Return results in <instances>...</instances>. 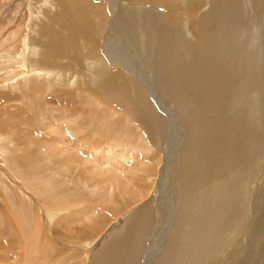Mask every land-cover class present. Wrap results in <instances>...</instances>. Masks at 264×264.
I'll list each match as a JSON object with an SVG mask.
<instances>
[{
	"label": "rangeland",
	"instance_id": "1",
	"mask_svg": "<svg viewBox=\"0 0 264 264\" xmlns=\"http://www.w3.org/2000/svg\"><path fill=\"white\" fill-rule=\"evenodd\" d=\"M47 1L48 0H0V80L2 77H8L11 74L14 77V79L13 77H10L9 80L0 81V264H41L43 262L44 264H88V260L94 258L97 254H100L105 248L107 242L112 239L113 236L119 235V232L124 230L126 223L131 217V211L146 203L148 205L150 204L148 207L150 209L147 211L150 212V210H153V212H155V205L160 204L156 202V198H158V196L160 197V195L165 199V202L168 203L166 204L167 206L164 203L166 209L163 206L164 213L166 212L167 215L165 214V216L161 218L163 222H160L157 226L158 229L163 228L160 229L162 235L159 233L160 231L157 230L156 235L160 237H151L150 228L153 229L154 227L148 226V223L145 220L147 225L143 231L147 229V232L145 231L144 237L148 232L150 233L147 235L148 238L143 241L142 258L138 264L146 263L145 260L147 259V254L149 253L151 246H157L158 251H160L156 252L154 250L152 257L149 260L150 264L155 257L154 255L159 257L158 259H155L153 264H204L205 259L210 258L211 255H213L212 253H214L213 256L216 258L217 255L215 252L218 251V242H221L223 226L217 222L219 221L218 210H213L212 208L217 205L221 206L223 202L227 203V200H231L232 195L229 192L231 189L229 180L214 183L206 188V190H209L214 194L212 195V201L210 199L206 201L205 199L203 200V198L198 201L199 198L195 197L191 192L189 193V189L184 193L174 192L175 198L179 199L176 200V204H181L180 209H182L183 206L184 208L186 207L185 210L179 209L180 216L183 217H179L176 224V220L174 221L175 211L170 202L171 195H173L172 187L168 184L169 182L167 184L165 182V175H167L165 172L167 171L166 168H168V174L173 177V186H175L176 183L174 182V176L179 175V173H181V168H183V163L180 162L182 159V157H180L182 156L180 154L181 151L177 153L178 150L175 149L176 147L173 143L176 137L179 139L178 133L181 131V127L176 123L178 121L176 118L177 115L167 107L170 109V116L166 115L169 120L165 123L169 131L168 136L163 143V139L160 140V135H156L157 139L155 144L152 145L153 143L148 141L149 139H147L145 131H143L140 125L135 122L134 118L130 116L131 112H133L131 114H142L140 110H144L147 107L144 99L148 101L147 105H151L152 107L154 99L151 95L148 94V96H146L147 94L142 93L141 90L140 94H136L139 91L135 92V90L126 91L125 95L132 98L134 101L133 103L136 102L137 104H134L136 105L134 107L126 108L120 104L121 102L116 98V94L111 93L103 96L102 93L98 91V83L96 79L97 73L95 74L94 67L91 68V71L88 74H85L86 68L84 69V66H82V68H79L74 64L69 66V64H64V60H62L60 62L63 66L59 67L58 70L46 72V70L49 69H41L43 67L38 64L40 56L38 57L36 53H32V50L38 52L39 48L41 51V44H35V42L31 41V37L35 29V14L39 9H42V12H44V9L46 10L45 5ZM104 1L105 0H94L93 3L97 4ZM192 1L193 0L180 1L179 7L183 10L180 20L184 21V24L180 20L175 23L176 28L179 29L182 36L190 42H194L193 40L195 38L189 27V21L191 18L188 16L187 9L185 8H188ZM205 2L206 6L204 5L202 8L198 9V12L194 15L195 24L200 17H208L209 15L211 1L207 0ZM244 2L243 8L244 15H246L245 18L247 17V24L245 28L241 29L239 35H237V46L243 49V55L246 59L245 68L248 72L242 82L240 93L242 99L240 102L242 103L239 104V107L242 106L243 103H248L252 106L251 111L253 113L251 112L249 114L250 122H252L255 115L259 119H264V79H262L264 74L263 25L257 24L259 21L255 16L254 10L250 7L249 0H244ZM104 3H106V1ZM247 3L248 5H246ZM147 6L149 5H142V3H135V5L124 4V7H129V9H149L155 12L157 18H160H158L160 21L167 16V8L165 9L162 6L150 8V6ZM47 14L50 15L51 12L48 11ZM127 17H130V19L132 18L130 15ZM56 26L59 28L56 24L55 30L57 28ZM58 28L57 30H59ZM134 33V38H137V40L135 39L136 42L132 37L130 40L133 49L128 45L129 48H122L126 52V54H123L122 56L123 60L127 59L126 62L128 65H131L134 62V65H129V68L127 69L128 72L132 75L134 73V76L137 75L135 78H138V80H145L146 73L148 74V69L144 66V63H142L145 61L143 60L145 57L142 54V59V55L136 51L137 46L142 39L140 32L139 34H136L137 32L135 30ZM76 43L79 46L78 51L81 52V48L84 49L81 44L82 42L77 39ZM67 45L70 44L67 43L66 46ZM14 46H16V48ZM32 47L34 49H32ZM62 47L64 46H61V48ZM36 49H38V51H36ZM122 49L120 48V50L116 52V55L121 59L122 56L120 53H123L124 51H122ZM126 49H130V51H127ZM127 52L128 55L130 56L131 54L130 57H132V60L129 63L128 61L130 57H128ZM7 57L8 60L5 59ZM16 58L20 59L26 68L29 64V72L27 74L22 73V75L20 74L18 77L14 76L17 74V71L14 73L11 69H15V64L12 62L17 60ZM139 58H141V60ZM25 59L26 61H24ZM134 59L140 61L135 60L136 64ZM34 60L36 61L35 65L33 64L35 62ZM8 62H10V64ZM26 62L27 64H25ZM141 63L143 66L140 65ZM32 64L34 66H32ZM135 64L136 66L138 65V69ZM132 66H134L133 69H131ZM63 67H66L67 69ZM143 67L145 71L139 69H143ZM135 69L137 70L135 71ZM7 71H9V73ZM57 71L59 74L61 72L65 73V77L60 81L53 78L54 73ZM46 73H48L47 76L45 75ZM70 75H75L78 78H81L79 80L83 81L85 84L82 83V86L78 85L77 77L73 78V80L76 79L75 81L71 80L67 83L68 78H71ZM140 77L141 79H139ZM20 78L24 82H22ZM16 81L19 82V85ZM146 81L152 83L150 79H147ZM84 86L86 88L89 87V89L85 90L86 88ZM141 99L143 100V104L141 103ZM140 103L145 107L144 109L140 108L142 106ZM241 109L243 111L244 106H242ZM130 110L131 112L129 113ZM153 111L156 112L154 107ZM111 133L116 135V139L107 138ZM127 135H130V137ZM119 136L120 139L122 137L126 138V140H124L126 141L125 143L127 144L128 140L130 145L124 144L123 140H121V142H123L121 144H124V146L120 145L118 139ZM80 137H83L84 139H81ZM49 141H52V143L57 141L59 143L60 147H53V150L56 151V153H59L57 150L67 149L66 151H72L81 163H75L76 165L73 163L72 165V161H70L72 158L62 160V158L57 157V155H52L48 148L43 146V143L47 144ZM157 141L159 142L157 143ZM12 143H14V145ZM17 143L21 144L17 145ZM33 143L40 149L38 150ZM101 143L104 145H101ZM91 144L101 145L102 150L97 149L95 154L90 152L94 149ZM10 145L13 146L11 147ZM119 145L122 146V148H120ZM89 147L92 148L89 149L90 151L88 150ZM116 147L119 148V151L121 152L117 151L118 149ZM122 149H125L126 151L124 150L123 152ZM127 150H129L128 154H132L133 156V158L128 159V161L124 157H121L124 154H127ZM131 150L133 152H130ZM16 151L19 152L17 153ZM100 151L101 153H104V151L107 152L103 155ZM109 151L114 156H112ZM20 152L22 154H20ZM83 153L85 154L82 155ZM100 154L102 155L101 158ZM49 155L50 158L48 157ZM85 155L87 157H83ZM29 156H32L33 160L27 161L30 159ZM109 158L112 159L109 160ZM134 159L135 162L133 161ZM178 159L179 163L177 162ZM67 162L70 163L67 164ZM170 166L174 168H171ZM107 169H110L111 171L109 170L108 172ZM173 169H175V171ZM118 170L121 171L119 172ZM258 170L255 181L259 186H253V196L251 195L249 198L251 200L250 202L255 204L253 213L255 212L256 217L253 213H250L253 217L248 218L247 211L243 209L242 220L244 222V228H246L244 229L245 232L239 236L237 246H235L233 242H230V245L235 247L233 253L236 257H234L233 253L231 256L227 257V252H224V257L218 255L215 259L217 260L215 264H231L233 261H235V263L233 262L232 264H238L239 261H241L239 264H264V241L260 253L257 250V253H254L255 242L261 240L259 238L264 236V222L261 223L264 221V180H262L264 179V162H262V165ZM92 171L94 175L90 174ZM105 171H107L108 174H104ZM252 171L255 170L252 169L247 176L250 181L255 173ZM95 172L96 174L100 172V175H96ZM102 175L106 176H103V178ZM236 175L237 173H232L230 178H235ZM111 176L112 178H110ZM100 178L103 179L101 180ZM116 178L119 179V182L118 179L114 180ZM92 179L93 181H91ZM249 180L248 183L250 182ZM109 182H111L110 186ZM99 183L102 184L99 185ZM194 184H192V187H194V190H198V185L195 184L196 187ZM107 185L110 188H108ZM119 185L120 187H118ZM160 188H164V192L163 189L160 190ZM99 189L103 190L98 191ZM160 191L165 194H160ZM156 192L157 194H155ZM169 196L170 198L168 201ZM184 200L187 201V205ZM81 202L83 204H81ZM106 209H109L108 212L110 211L111 214H106L108 217L105 219L103 217L105 212H107ZM182 211L185 212L184 215ZM168 216L169 218L166 224V218ZM100 219L105 220V222L101 223L102 225L100 224L98 231H94L98 234H94L93 232L89 237L87 235L86 238L84 233L82 236L81 233L86 231L87 226L91 227L94 222V225H99ZM75 221L80 223L77 224ZM68 223L73 225V227L75 226V228L73 229ZM73 223H76V225ZM174 223L176 224L175 228L167 233L165 229L167 228V225H170V228H172ZM249 223H251V225ZM258 223L261 225L259 226ZM89 224H91V226ZM246 224L248 225V228L246 227ZM214 226L215 228H213ZM69 227H71V229H69ZM259 229H261V231ZM67 230H69L70 233H68L69 231ZM73 230L75 233H73ZM220 230L222 231V233L220 232L221 236L219 235ZM258 233H260V235H258ZM163 234L165 235V238L163 237ZM144 237L142 240L146 238ZM247 237L252 241L255 240L252 242ZM41 240L43 242L46 241L48 245L47 246L45 243L47 249H43L42 252L41 246H37L41 245ZM81 240L83 242H81ZM153 240L155 241L154 243ZM35 241L40 243L36 245ZM223 244L228 243L224 242ZM211 246H213L214 249L211 248L210 250L209 247ZM37 248L41 249L38 251ZM33 249L37 250L34 251ZM213 256L211 257L212 259H214ZM232 258L235 259L233 260ZM201 259L203 262L200 261ZM261 260H263V262ZM224 261L225 263H223Z\"/></svg>",
	"mask_w": 264,
	"mask_h": 264
},
{
	"label": "bare ground",
	"instance_id": "2",
	"mask_svg": "<svg viewBox=\"0 0 264 264\" xmlns=\"http://www.w3.org/2000/svg\"><path fill=\"white\" fill-rule=\"evenodd\" d=\"M105 1L106 3H104ZM105 1L94 4L93 3L94 0H48L46 5L44 4L46 7V10L44 9V12L45 11L46 12L44 13L42 12V9H39V11L37 10L38 12L35 14V29L33 31L31 41L35 42V44L36 43L41 44V51L39 48L40 52L38 51V49H36V51H38L39 53L35 52L34 50H32V53H36L38 57L40 56L38 64H40L43 67L41 68L43 70L49 69V70H46V72H49L52 70H58L59 67L63 66L60 62L62 60H64V64L66 65L69 64V66L73 64L79 68H82V66H84V69L86 68L85 74H88L91 71V68L94 67L95 74L97 73L96 79L98 83V88H97L98 91L101 92L103 96L109 95L111 93L116 94V98L121 102L120 104H122L126 108H131L137 105L136 102L133 103L134 101L132 100V98L125 95L126 91L127 92L132 91V90H135V92L139 91L136 94H140L142 91V93L147 94L146 96H148V94L151 95V97L154 99L152 103L153 105L152 107L151 105H147L148 101L144 99L146 106H147L145 108L142 105L143 100L141 99L142 104L141 103L140 104L142 106L140 108H143V109L145 108L144 110H140L142 114H131L133 113L131 112V110L129 111V113L131 112L130 116H132L135 122H137L140 125V127L143 129V131H145V133L147 134V139H149L148 141L153 143L152 145L155 144V141L157 139L156 135L157 136L158 134L160 135L161 137L160 140L163 139V143L166 137L168 136L169 131L165 123L167 120H169L167 116H170V109L177 115L176 118L178 119V121L176 123L179 124V126L181 127V131H179L178 133L179 139L178 137H176L173 143H174V146L176 147L175 149L178 150L177 153L181 151L180 154L182 156L180 155L179 156L182 157L180 162L183 163L182 165L183 168H181L180 170L181 173H179V175L174 176V182L176 183L175 186H173V177L170 174H168V168H166L167 170L166 172L164 171L165 173H167V175H165V182L166 184L169 182L168 184L172 187L173 195H171L170 202L175 211L174 221L176 220V224H177L179 217L181 218L183 217V216H180V210L182 209L185 210L186 208V207L184 208L183 206L182 209H180L181 204L180 203L176 204L177 203L176 200H179V199L175 198L174 192L184 193L187 189H189L190 190L189 193L191 192L195 197L199 198L198 201H200L202 198L203 200L205 199L206 201L208 199L212 201V195L214 194L211 193L209 190H206V188L211 186L214 183L221 182L224 180H229L230 186H231V189L229 192L232 195L231 200L230 201L227 200L226 201L227 203L223 202L221 206L217 205L216 207L212 208L213 210H218L219 214L218 213L217 214L219 216V221L217 222H219L223 226L222 236L220 235V232L222 233V231L221 230L219 231V235L221 236V242L220 241L218 242V247H217L218 251L215 250L218 253L215 251L213 252L216 253L217 257L218 255H222L224 257L223 253L227 252L226 256L229 257L232 255L235 249L233 245H230V242H233V244L237 246V243H238L237 240L239 236H241L245 232L244 229H246L244 228V222L242 220L243 209L247 211L248 218L253 217V215L256 217L255 212L253 213L255 209L254 208L255 204L250 202L251 200L249 198L251 197V195L253 196V186L258 185L256 184L255 178L257 177L256 175L258 174L257 171H259L258 170L259 167L262 165V162H264V119H259L255 115L252 122H250L249 114L252 112L251 111L252 106L248 103H243L242 104V106H244L243 111L241 109L242 106H240L241 108L239 107V104L242 103L240 102L242 100L241 95H240L241 88H242L241 87L242 82L248 72L247 69L245 68L246 59H245V56L243 55V49L237 46V35H239L241 29L245 28L247 24V21H246L247 17L245 18L246 15H244V8H243L245 2L244 0H210L211 1L210 12H209L208 17L207 16L200 17V19L195 24L194 15H196V13L198 12V9L202 8L206 4L205 1L207 0H193L189 6L187 5L188 8H185L187 9L188 16L191 18L189 21L190 23L189 27L191 28V33H193V37L195 38L193 40L194 42H190L189 40H187L186 38L182 36L179 29H177L175 26V23H177L178 20H180L182 16L183 10H181L179 7V3L181 0H105ZM135 3H142V5H149L150 8L155 7V6H158V7L162 6L165 9L167 8V16H165L163 20L160 21L159 20L160 18L159 17H158L159 19L157 18V15L155 14V12L149 9L148 10L140 9V8L129 9L130 6L126 8L124 7V4L135 5ZM249 3L251 5L250 7H252V9L254 10L255 16L258 18L259 22L258 23L256 22V23L258 25H263L262 34H263V41H264V0H249ZM246 5H248V3ZM47 10L51 12L50 15L47 14L48 12ZM129 15L132 16L131 19L130 17H127ZM126 19H128L129 21ZM180 21L184 24V21L182 20ZM54 24L55 25L57 24L59 26V28L56 26L59 30H57V28L55 30ZM194 24H195V27H194ZM134 29L137 32L136 34H139L140 32L141 39H142L139 42L140 47L139 45L137 46L136 44L137 46L136 51H138L141 55L143 54L145 57V59H143V55H142V59L146 61V62L143 61L142 63H144V66L148 69L147 70L148 74L146 73L145 80L144 79L138 80V78L137 79L135 78V76L137 75L134 76V73L132 75L131 73L128 72L127 69L129 68L130 64L128 65L126 62L127 59L123 60V56H122L123 54L124 55L126 54L124 50L125 48H127L128 46L132 48L131 47L132 44L130 43L131 37L134 41L135 39L137 40V38H134L135 37ZM77 39L82 42L81 44L84 47V49L80 47L81 52L78 51L79 46L76 43ZM67 43L70 45L66 46ZM61 46H64V47L61 48ZM14 47L16 48V46ZM33 47L32 49L35 48ZM120 48L121 49L124 48L122 49V51L124 50L123 53L120 51L121 52L120 55L122 56V59L118 55H116V52H118ZM126 50L130 51V49L129 50L126 49ZM127 55H128V52H127ZM130 56L128 55V57ZM128 57H125V58H128ZM130 58H129L128 63L132 60V57ZM133 58H134V55H133ZM5 59L8 60V57ZM139 59L141 60V58ZM135 60L136 59H134V61ZM24 61H26V59ZM8 63L10 64V62ZM12 63L15 64V69L13 70L11 69V71L14 73L17 71L16 72L17 74H15L14 76L18 77V75L20 76V74L22 75V73L27 74L29 72L28 70L29 64H28V67L26 68L25 65L22 64V61L20 59H17ZM35 63L36 61L33 64L35 65ZM142 63L140 65H142ZM25 64H27V62ZM33 64L32 66H34ZM133 67L134 66H132L131 69H133ZM63 68L67 69L66 67H63ZM137 69H135V71ZM139 69L145 71L144 67L143 69L141 68ZM7 72L9 73V71ZM45 75L47 76L48 73H46ZM10 77H13V75L11 74L8 77L4 76V78L2 77L0 81L9 80ZM64 77H65L64 72H61L59 74V72L57 71L53 75V78L59 81ZM70 77L71 78L70 79L68 78L67 83H69L71 80H73V78H76L77 76L70 75ZM76 79L78 81L77 82L78 85L82 86V83L85 84L83 81L79 80L81 78L77 77ZM139 79H141V77ZM147 79H150L152 83L147 82L146 81ZM262 79H264V74H263ZM20 80L22 81L21 78ZM16 83L18 84L19 82L16 81ZM87 89H89V87L86 88L85 90ZM98 103H99V100H98ZM153 107L156 109V112L153 111ZM167 107L170 109H168ZM109 135L110 136H107V138L109 137L110 139H116V135L114 133L113 134L111 133ZM128 137H130V135ZM122 138L120 139V136H119L118 139L120 141V145L124 146V144H126L125 143L126 141H124L126 140V138H123V139ZM81 139H84V138L82 137ZM121 140L124 141V144H121L123 143L121 142ZM158 142L159 141H157V143ZM12 144L14 145V143ZM20 144L17 143V145H20ZM28 144H31V143H28ZM43 144L42 145L47 147L52 155H55V156L57 155V157L62 158V160L66 158H72L70 159V161H72V165L73 163L74 164L75 163L77 164L79 162L81 163V161L76 158V155L72 151H66L67 149L66 150L61 149V150H57L59 151V153H56V151L53 150V147L59 146V143L57 141L55 143H52V141H49L47 142V144L45 143ZM127 144L130 145V142H128V140H127ZM13 145H10V146L12 147ZM33 145L35 144L33 143ZM101 145H104V144L101 143ZM101 145L100 146L92 145L94 147L93 151L89 150L91 147H89L88 150L95 154L97 149L102 150ZM36 147L38 150L40 149L38 148V146ZM120 148H122V146H120ZM117 149L116 150L119 151V148ZM122 150L124 152L125 149H122ZM127 151H128L127 154H124L122 152L124 155L121 157H124L128 161V159H132L133 156L132 154L131 155L128 154L129 150ZM106 152L107 151H104V153ZM130 152H133V151L131 150ZM104 153H101V154L104 155ZM20 154L22 153L20 152ZM84 154L85 153H83L82 155ZM48 157L50 158V155ZM83 157H87V156L85 155ZM101 157L102 155L100 156V158ZM105 157H106V154H105ZM29 158L30 159L28 160L26 159V160L27 161L33 160L32 156H29ZM111 159L109 158V160ZM133 161L135 162V159ZM177 162L179 163V159ZM69 163L67 162V164ZM92 168H95V167H92ZM171 168H174V167H171ZM175 169L173 170L175 171ZM252 169L255 170V171H252L253 173L254 172L255 173L253 174L254 177H252L250 181L247 178V176L250 174ZM100 172H98L97 174L100 175ZM106 173L107 171H105L104 174ZM232 173H237L235 178H230ZM90 174H93V171ZM103 176H106V175H102V177ZM112 176L110 178H112ZM117 179L118 178L114 180H117ZM247 179L250 181L249 183ZM91 181H93V179ZM118 182H119V179H118ZM122 182L121 184L123 185ZM194 183L198 185V190L196 189L194 190V187H192V184ZM101 184L99 183V185ZM110 185H111V182H109V186ZM179 185H180V188H179ZM118 187H120V185ZM164 188H160V190L163 189V192H164ZM101 190L99 189L98 191H101ZM160 192H161L160 194L163 193L162 191ZM155 194H157V192ZM169 198L170 196L168 197V201H169ZM184 201H185V204L187 205V201L186 200ZM156 202L160 204L155 205V212H153V210H150V212L147 211L148 209H150L148 208L150 204L148 205L146 203L138 206L133 211H131L130 219L128 220L127 223L125 220L126 227H124V230L122 232H119V235L113 236V238L107 242L105 248L100 254H97L96 256H94V258L88 260L89 261L88 264H138L142 258L143 241H145L148 238L147 235L150 233V232H148V234L146 233L147 234L145 236L146 238L144 237L145 231L147 232V229L143 231V229L146 228L145 227L147 225L146 222L148 223V226L154 227L153 229L150 228L151 237L157 236L156 235L157 230L160 231L159 232L160 234L162 233L160 229H163V228H160L159 226L160 229H158L157 226L160 222H163L161 218L164 217L166 214V212L164 213L163 206L165 208V205L168 203L165 202V199L161 197V195L160 197L158 196V198H156ZM261 202H262V199H261ZM81 204L83 203L81 202ZM108 210L107 212H105V215L103 217L105 219L106 217H108L107 215L111 214V212L109 211L110 212L109 213ZM186 211H189V210H186ZM152 212H153V215H152ZM184 213L185 212H183V215ZM250 213H253V215H251ZM168 218L169 216L166 218V224H167ZM99 222H100L99 225H94L95 222L92 223V226L91 224H89L91 227L87 226L86 231L81 233L82 236L85 233L84 236H86L87 238V235L89 237V235L92 234L94 231H98L100 224L105 222V220L100 219ZM263 222L264 221H262L261 223ZM76 223L75 224L73 223V224L76 225ZM176 224L174 223L172 225L173 226L172 228H170V225H167V228H165L166 227L165 225L164 228L166 229V232L167 233L171 232L175 228ZM249 224L251 225V223ZM260 225L261 224H259V226ZM69 226L73 227V225H70V224ZM247 226L248 225L246 224V227ZM74 228L75 226L73 227V229ZM213 228H215V226ZM69 229H71V227H69ZM259 230L261 231V229ZM68 233H70V231ZM73 233H75L74 230H73ZM260 233H258V235H260ZM94 234H98V233L94 232ZM143 237L145 238L144 240H142ZM163 237L165 238V235ZM44 239H45V236H44ZM259 239L261 240H257L255 242V247H254L255 254L257 253L256 250L260 253V250L262 249V244L264 241V236ZM35 242H36L35 243L36 245L40 243L37 241ZM81 242L83 241L81 240ZM154 242L155 241L153 240V243ZM224 242L228 244H223ZM45 243L46 241L44 242L42 241L41 245H37L38 247L41 246L42 248V249L37 248L38 251L41 249V252H42L43 249H47L48 245L46 243L47 246H45ZM156 247L151 246V249H149L150 251L147 254V259L145 260L146 261L145 264H148L150 258L152 257V254L154 253V250L156 252L158 251V247L157 248ZM211 248L214 249L213 246L209 247L210 250ZM37 249H33V250L35 251ZM212 254L214 255V253ZM213 255H211V257ZM61 256H62V253H61ZM154 256L155 257L153 258L151 264H153L155 262V259L156 258L158 259L159 257V256L157 257V255H154ZM211 257L208 259H205L204 264H215V262H217V260H215L217 257L215 258V256H213L214 259H212ZM234 257H236L235 254H234ZM232 259L234 260L235 258H232ZM200 261L203 262L202 259ZM261 261L263 262V260ZM233 262L235 263V261ZM223 263H225V261ZM41 264H44V262Z\"/></svg>",
	"mask_w": 264,
	"mask_h": 264
}]
</instances>
